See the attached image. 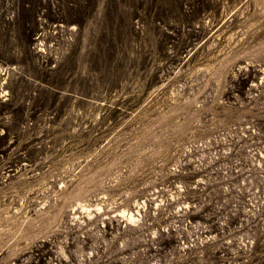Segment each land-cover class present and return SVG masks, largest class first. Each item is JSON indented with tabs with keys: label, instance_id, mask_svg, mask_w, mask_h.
<instances>
[{
	"label": "rangeland",
	"instance_id": "374dc122",
	"mask_svg": "<svg viewBox=\"0 0 264 264\" xmlns=\"http://www.w3.org/2000/svg\"><path fill=\"white\" fill-rule=\"evenodd\" d=\"M0 264H264V0H0Z\"/></svg>",
	"mask_w": 264,
	"mask_h": 264
}]
</instances>
